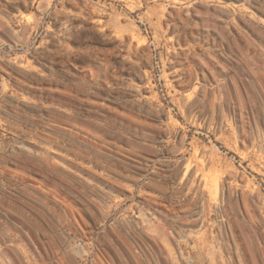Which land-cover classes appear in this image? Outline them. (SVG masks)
Wrapping results in <instances>:
<instances>
[{
    "label": "rangeland",
    "instance_id": "1",
    "mask_svg": "<svg viewBox=\"0 0 264 264\" xmlns=\"http://www.w3.org/2000/svg\"><path fill=\"white\" fill-rule=\"evenodd\" d=\"M0 264H264V0H0Z\"/></svg>",
    "mask_w": 264,
    "mask_h": 264
},
{
    "label": "bare ground",
    "instance_id": "2",
    "mask_svg": "<svg viewBox=\"0 0 264 264\" xmlns=\"http://www.w3.org/2000/svg\"><path fill=\"white\" fill-rule=\"evenodd\" d=\"M181 172L182 183H190L191 186L203 185V187L209 189V191L213 189V181H207L206 175L204 174V172H201L198 167V161L196 157L186 162ZM214 205L215 208L219 210V203L216 199H214Z\"/></svg>",
    "mask_w": 264,
    "mask_h": 264
}]
</instances>
